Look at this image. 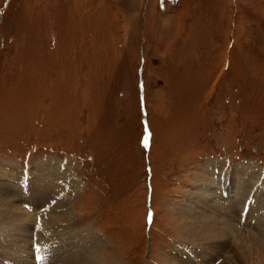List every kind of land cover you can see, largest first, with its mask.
Segmentation results:
<instances>
[{"label": "rangeland", "instance_id": "374dc122", "mask_svg": "<svg viewBox=\"0 0 264 264\" xmlns=\"http://www.w3.org/2000/svg\"><path fill=\"white\" fill-rule=\"evenodd\" d=\"M50 159L79 183L66 212L79 242L102 233L97 256L116 264H165L186 240L172 206H196L197 185L217 183L208 162L231 218L232 173L259 169L225 254L212 263L190 242L179 259L223 264L255 233L248 257L264 264V0H0V166ZM32 225L17 264L46 250ZM50 260L35 264L63 262Z\"/></svg>", "mask_w": 264, "mask_h": 264}, {"label": "bare ground", "instance_id": "6f19581e", "mask_svg": "<svg viewBox=\"0 0 264 264\" xmlns=\"http://www.w3.org/2000/svg\"><path fill=\"white\" fill-rule=\"evenodd\" d=\"M217 164L220 163L208 162L207 165L209 169H213L217 172L213 173L214 175H218L217 183L215 181L207 184L202 181L200 185H197V191L189 194V200L193 198L194 203L199 202L196 206L191 208V205L189 207V204L186 202L178 206H172V211L176 216L175 218L181 224V233L185 236L186 240L179 244L172 245L174 247V254L164 253L167 257L165 264H185L179 259V256L180 253L184 255H187V252L189 253L191 250L190 242L202 244V247L205 248L208 253L210 251V254L214 252V254H212L215 259L212 263L220 256H223L228 246L232 245L233 235L236 229L235 224L229 221L240 217V207H243L241 212L247 211L246 209L250 206V201L248 202L246 197H250V194H246L244 201H242V192L247 191V185H251L250 181L260 176V170H255L256 173L251 171L247 176L250 170L249 165H242V168L246 169L247 172L241 177L236 176L237 172L232 173L230 187L232 188V193L234 189H236V192L230 197V200L224 199L225 203L229 206L233 205L234 207V209H231V213L233 214V218H231V214H229V216L225 214V216H222L221 209L226 207H222L221 202L218 200L219 196L222 197L221 192L217 193L214 189L215 185L218 187L220 183ZM37 166L40 169L38 172H36ZM63 166L62 163H59V160L56 161L55 159L37 163L29 170L22 169L17 163H7L0 166V207L4 203L11 204L10 206L7 205V208L0 210V260L2 262L7 261V264H9L8 262L17 264L20 259L22 260L21 256L16 255V251L23 252L24 255L26 253L25 251L29 249L30 243L32 246L36 244V241L34 242V238H32L36 228H34L33 231L32 224L33 222H37L38 226H40L38 233L40 236H42L41 233L44 235L47 240L45 241L47 245L46 250L42 251V256L39 251H32V264H35V262L41 258L47 260V262H51L50 255L55 251H57L58 255L62 258V264H116L111 261L105 263L97 256V252L105 242L102 233L97 232L94 233L95 236L92 235V237H88L86 246H83V243L81 244V242H79V237L83 232L82 230L76 229L78 226L75 227L76 224L74 225L70 220V214L66 215V212L69 210L71 198L76 195L75 191L78 192L79 190V183L76 178H72V180L75 181L70 179L68 170H63ZM236 179H240V182L235 187L234 183ZM70 180L72 184L66 192L65 185H68ZM256 180L258 181V179ZM254 183L255 182H253L252 185ZM60 193L64 195V200L66 202L65 207L62 205ZM51 194H53L55 199L58 198L55 202L56 206L55 204L51 206L48 205V210L44 214L45 216H42V207L47 204L49 195ZM20 195L25 197V199L23 200ZM53 196H51L50 199H52ZM18 201H21L20 204L22 206L17 204ZM25 201H30L31 205L26 207V205H24L26 204L24 203ZM246 203H249V206L245 208L244 205ZM15 207H17V209ZM56 208L59 210L61 209L62 214L59 213ZM65 208L68 209L65 211ZM44 218L46 219L45 223ZM246 222H249V220L247 221L246 219ZM11 231H13L14 234L10 235ZM54 233L57 234L54 236ZM71 233L73 235L76 234V236H71ZM258 243L259 237L255 233L251 235L250 242H242L240 238L237 239L234 248V256L232 257L233 259L227 258L223 261V264H252L248 257V252L251 251L252 248L254 249ZM92 254L93 256L91 257Z\"/></svg>", "mask_w": 264, "mask_h": 264}, {"label": "snow or ice", "instance_id": "6c2138e0", "mask_svg": "<svg viewBox=\"0 0 264 264\" xmlns=\"http://www.w3.org/2000/svg\"><path fill=\"white\" fill-rule=\"evenodd\" d=\"M37 251H39V249H37Z\"/></svg>", "mask_w": 264, "mask_h": 264}]
</instances>
